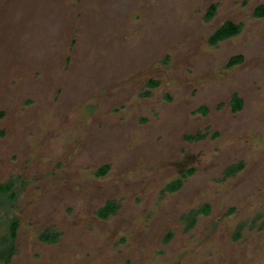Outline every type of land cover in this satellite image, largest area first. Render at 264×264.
Returning <instances> with one entry per match:
<instances>
[{
    "label": "rangeland",
    "instance_id": "374dc122",
    "mask_svg": "<svg viewBox=\"0 0 264 264\" xmlns=\"http://www.w3.org/2000/svg\"><path fill=\"white\" fill-rule=\"evenodd\" d=\"M259 5L0 0V183L16 194L0 206L1 246L17 222L9 264H264ZM227 21L241 32L209 46ZM109 203L115 212L99 218ZM203 205L209 215L188 229L185 215Z\"/></svg>",
    "mask_w": 264,
    "mask_h": 264
},
{
    "label": "trees",
    "instance_id": "16d2710c",
    "mask_svg": "<svg viewBox=\"0 0 264 264\" xmlns=\"http://www.w3.org/2000/svg\"><path fill=\"white\" fill-rule=\"evenodd\" d=\"M216 7L215 5L211 6L208 9L207 15H206V20H210L214 14ZM254 16L256 17H263L264 16V6L258 7L254 10ZM241 30L240 25H235L232 22H226L222 26H220L214 33L211 35L209 38L208 43L212 46H215L217 42L224 41L226 39L235 37L239 34ZM237 58V59H236ZM240 57H235V62L236 60H239ZM234 58L232 59V61ZM234 62V61H233ZM154 84V83H153ZM106 169H102V173ZM178 183L171 185V187H168V190H174L178 187ZM13 185L11 183L7 184H0V206L2 203H13L14 200L16 199V194L12 191ZM174 188V189H173ZM116 210V206L113 205V203H109L108 205H105L101 210L98 211V216L103 219L107 218L109 214H113L114 211ZM207 209L205 208V212ZM194 224V219L191 217L188 221L187 227L190 228ZM16 229H17V222L12 221L10 226H9V236L5 237L6 240H8V244H4V247L0 245L1 251H0V259L5 262V264L9 263L10 257L13 254L14 251V240L16 237ZM41 239L44 240L45 242L49 241H56L57 240V235H47L44 234L41 236Z\"/></svg>",
    "mask_w": 264,
    "mask_h": 264
},
{
    "label": "flooded vegetation",
    "instance_id": "af4514ba",
    "mask_svg": "<svg viewBox=\"0 0 264 264\" xmlns=\"http://www.w3.org/2000/svg\"><path fill=\"white\" fill-rule=\"evenodd\" d=\"M213 5H215V4H212L211 6H213ZM210 6V7H211ZM261 6H264V5H259L258 7H261ZM209 7V8H210ZM215 7H216V9H215V11H214V14H213V16H212V18L210 19V20H206V15H207V12H208V10H207V12H206V14H205V17H204V19H205V21L206 22H209V21H211L213 18H214V16H215V13H216V10H217V6L215 5ZM258 7H256V8H258ZM208 8V9H209ZM255 8V9H256ZM254 9V10H255ZM253 16H254V12H253ZM254 17H256V16H254ZM264 17V16H263ZM263 17H256V18H263ZM227 22H231V21H227ZM226 23V22H225ZM233 23V22H232ZM233 24H235V23H233ZM235 25H240V24H235ZM222 26V25H221ZM241 26V25H240ZM242 28V27H241ZM217 30V29H216ZM215 30V31H216ZM214 31V32H215ZM213 32V33H214ZM240 32H241V30H240ZM239 32V33H240ZM213 33L211 34V35H213ZM211 35L209 36V38L211 37ZM236 37V36H235ZM209 38H208V40H207V43H208V41H209ZM232 38H234V37H232ZM232 38H229V39H226V40H224V41H220V42H217V44L215 45V46H217V45H219L220 43H222V42H225V41H227V40H230V39H232ZM208 45L209 46H211V47H215V46H212V45H210L209 43H208ZM235 57H240L239 58V60H236V62H235ZM234 58V62L232 61V59ZM237 59V58H236ZM243 61H244V59H243V56H233V57H231L230 59H229V61H228V63L226 64V68H228V69H230V68H232V67H234V66H236V65H239V64H242L243 63ZM154 83V84H153ZM158 83H156V82H154V81H149V82H147V84H146V86L149 88L150 87V89H153V88H156L158 85H157ZM234 100H237V105L236 106H234L233 105V102H234ZM230 106H231V110H233L232 112H238L241 108H242V101H241V99H239L237 96H233L232 97V99L230 100ZM203 114H205V110H203V111H201ZM205 138V135H195V136H193V137H191L190 139L191 140H195V141H200V140H202V139H204ZM106 169L103 173L101 172L102 171V169ZM109 168L107 167V166H105V167H102L101 169H99V171H98V174L99 175H103V174H105L106 172H107V170H108ZM243 170V165H242V163H238L236 166H231V167H228V168H226V170L224 171V178H230V177H233L236 173H238V172H240V171H242ZM192 172H193V170L192 171H189L188 172V175H190V174H192ZM188 175H184V176H182V179L183 178H185V176H188ZM8 183H11L12 184V182H8ZM176 183H178V184H180V181H173V182H171L170 184H168L166 187H165V191H169V192H171V191H173L172 189L171 190H168V187L170 188L171 187V185H174V184H176ZM0 184H2V183H0ZM4 184H7V183H4ZM13 185V184H12ZM179 186V185H178ZM12 189H13V187H12ZM174 189V188H173ZM2 206V205H1ZM205 208L207 209L206 211L207 212H205ZM102 209V208H101ZM100 209V210H101ZM209 211H210V207L208 206V205H203V206H201V207H199V208H196V209H194V210H192V211H190L188 214H186L185 215V219L186 220H188L189 221V219L192 217L193 219H194V224H195V219H197L198 217H200L201 215L202 216H207V215H209ZM115 212V211H114ZM97 215H98V213H97ZM111 214H109L108 216H110ZM108 216H107V218H108ZM99 217V216H98ZM100 218V217H99ZM103 219V218H102ZM106 219V218H105ZM188 224V223H187ZM193 224V225H194ZM193 225L191 226V227H193ZM9 226H10V224H9ZM190 227V228H191ZM189 229V228H188ZM16 231H17V229H16ZM47 235H49V234H47ZM54 235V234H53ZM53 235H50V236H53ZM56 235V234H55ZM42 241H44V240H42ZM45 242V241H44ZM55 242H57V240L56 241H49V242H46V243H55ZM14 252L15 251H13V254L11 255V257H10V260H11V258L13 257V255H14ZM10 260H9V262H10ZM0 263H2V264H5V262L4 261H2L1 259H0ZM9 264V263H8Z\"/></svg>",
    "mask_w": 264,
    "mask_h": 264
}]
</instances>
